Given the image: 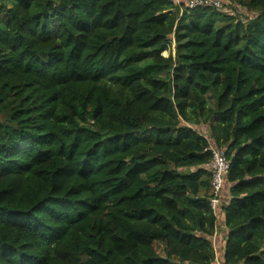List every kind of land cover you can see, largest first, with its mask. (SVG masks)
<instances>
[{
    "label": "trees",
    "instance_id": "obj_1",
    "mask_svg": "<svg viewBox=\"0 0 264 264\" xmlns=\"http://www.w3.org/2000/svg\"><path fill=\"white\" fill-rule=\"evenodd\" d=\"M209 145L264 264V0H0V264L213 263Z\"/></svg>",
    "mask_w": 264,
    "mask_h": 264
},
{
    "label": "built area",
    "instance_id": "obj_2",
    "mask_svg": "<svg viewBox=\"0 0 264 264\" xmlns=\"http://www.w3.org/2000/svg\"><path fill=\"white\" fill-rule=\"evenodd\" d=\"M174 3L183 2L188 8H213V9H223L224 0H172ZM208 149L211 151V158L209 162L205 165L210 171L211 178L209 182V197L208 205L213 210L216 215L219 210L221 201V191L223 187V182L225 175L229 171L230 162L226 157V147H216L209 145ZM211 264H238V263H225L213 261Z\"/></svg>",
    "mask_w": 264,
    "mask_h": 264
},
{
    "label": "crops",
    "instance_id": "obj_3",
    "mask_svg": "<svg viewBox=\"0 0 264 264\" xmlns=\"http://www.w3.org/2000/svg\"><path fill=\"white\" fill-rule=\"evenodd\" d=\"M196 129L200 132L199 129L200 127H196ZM204 131H207V133L202 132L204 136H208V131L207 129H202ZM221 201H220V206L218 213L216 214V227L214 228V233L212 236L209 237L210 243L213 247L214 253H215V258L214 261L216 262H222L223 261V249H224V242H225V235H226V227L224 225V220H223V207H225L230 199V196L228 194V188L225 190L223 189L221 191Z\"/></svg>",
    "mask_w": 264,
    "mask_h": 264
},
{
    "label": "rangeland",
    "instance_id": "obj_4",
    "mask_svg": "<svg viewBox=\"0 0 264 264\" xmlns=\"http://www.w3.org/2000/svg\"><path fill=\"white\" fill-rule=\"evenodd\" d=\"M225 3H228V1H225ZM230 6H231V8H233V9H231L229 6H227V8L228 9H231V11L229 10L228 11V15H231V16H233V15H235V13H236V15H237V17H239L240 19H247V18H249L251 15H253L252 13H250V12H248V11H246L244 8H242V7H239L238 6V8L237 7H235L234 5H232V4H230ZM246 12V13H245ZM170 48H171V53H173V44H171L170 45ZM168 53H169V50H165V51H163L162 52V55H164V56H167L168 55ZM208 104L209 105H211L212 104V101L210 100V99H208ZM200 128L201 129H199L201 132H206L207 133V131H204V130H202V129H207L208 130V127L207 126H200ZM208 134H209V131H208Z\"/></svg>",
    "mask_w": 264,
    "mask_h": 264
}]
</instances>
